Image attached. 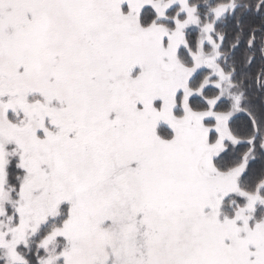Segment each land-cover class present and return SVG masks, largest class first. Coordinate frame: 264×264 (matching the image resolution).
Wrapping results in <instances>:
<instances>
[{
	"label": "snow or ice",
	"instance_id": "1",
	"mask_svg": "<svg viewBox=\"0 0 264 264\" xmlns=\"http://www.w3.org/2000/svg\"><path fill=\"white\" fill-rule=\"evenodd\" d=\"M0 264H264V0H0Z\"/></svg>",
	"mask_w": 264,
	"mask_h": 264
},
{
	"label": "trees",
	"instance_id": "2",
	"mask_svg": "<svg viewBox=\"0 0 264 264\" xmlns=\"http://www.w3.org/2000/svg\"><path fill=\"white\" fill-rule=\"evenodd\" d=\"M246 23H249V24H253V23H256L258 24L259 23V17L257 16H252V17H249L246 21ZM245 51L244 47L242 46L241 49H240V53H238V55H241L243 52ZM260 64H261V59L259 57V55H257L256 57V60H255V63L251 66L250 68V73L254 76L257 74L258 70H259V67H260ZM257 102L259 103V99L257 100ZM261 163H257L255 165V168L257 170H259L261 168Z\"/></svg>",
	"mask_w": 264,
	"mask_h": 264
}]
</instances>
